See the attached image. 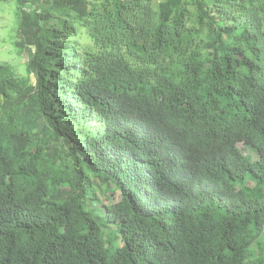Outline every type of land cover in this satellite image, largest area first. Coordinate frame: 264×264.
<instances>
[{"label":"trees","instance_id":"trees-1","mask_svg":"<svg viewBox=\"0 0 264 264\" xmlns=\"http://www.w3.org/2000/svg\"><path fill=\"white\" fill-rule=\"evenodd\" d=\"M10 1L0 264H264V0Z\"/></svg>","mask_w":264,"mask_h":264},{"label":"rangeland","instance_id":"rangeland-1","mask_svg":"<svg viewBox=\"0 0 264 264\" xmlns=\"http://www.w3.org/2000/svg\"><path fill=\"white\" fill-rule=\"evenodd\" d=\"M164 0H154L155 3L161 2ZM16 2L10 1L9 3L0 2V62L8 63L13 65L14 67H18V73L22 76L25 75V71L22 65L26 61L25 54L18 55L14 46L13 41H15V33L17 31V20L15 16ZM237 148L243 155H249L251 158L254 157L253 150L250 147L245 146L244 144H238ZM250 186H252L250 184ZM97 195L100 199H102L103 194L99 190L97 191ZM101 203H94L92 205L94 210H98V214L103 216L104 208L103 205L105 202L100 201ZM108 204V202H106ZM100 227L103 231L105 248H109V250H113L118 241L116 237L111 234L108 235V230L111 229L109 226L100 224ZM107 239H109V245H107ZM264 233L259 238V242H263ZM251 249L255 251V246H252Z\"/></svg>","mask_w":264,"mask_h":264},{"label":"crops","instance_id":"crops-1","mask_svg":"<svg viewBox=\"0 0 264 264\" xmlns=\"http://www.w3.org/2000/svg\"><path fill=\"white\" fill-rule=\"evenodd\" d=\"M50 0H30L29 4L33 7L39 6L42 7L49 3Z\"/></svg>","mask_w":264,"mask_h":264},{"label":"built area","instance_id":"built-area-1","mask_svg":"<svg viewBox=\"0 0 264 264\" xmlns=\"http://www.w3.org/2000/svg\"><path fill=\"white\" fill-rule=\"evenodd\" d=\"M33 9H34V7L31 6L30 4H27V5H25V6L23 7V10L26 11V12H29V11H31V10H33Z\"/></svg>","mask_w":264,"mask_h":264}]
</instances>
